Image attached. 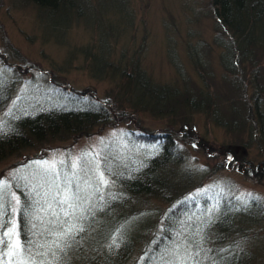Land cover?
Listing matches in <instances>:
<instances>
[{"label":"trees","instance_id":"obj_1","mask_svg":"<svg viewBox=\"0 0 264 264\" xmlns=\"http://www.w3.org/2000/svg\"><path fill=\"white\" fill-rule=\"evenodd\" d=\"M108 1L119 3L123 10L108 9ZM134 1H23L37 10L39 18L35 21L40 37L47 32L55 36L56 31L64 35L63 39L48 35L51 40L44 38L45 43L54 39L61 47L59 44L68 41L76 28L96 37L91 47L78 51L90 57L88 71L93 78L110 77L119 82V96L134 116L150 112L171 120L161 127L131 125L113 146L104 149L107 155L100 159L83 157L75 170L64 164L54 171L42 165L43 159L38 156L28 170L15 163L12 174L17 181H24L17 186L20 247H11L9 240L0 239V264L263 263V255L256 248L257 242L264 239L263 201L239 194L232 181L219 182L222 186L215 182L223 172H235L247 180L263 177L264 162L256 165L245 153L228 148L219 154L222 158L215 166L203 164L192 155L196 132L193 128L187 130L192 119L180 127L173 124L180 111L201 113L243 146H256L264 155V0H190L195 7L185 10L186 58L206 87L198 89L190 84L184 78L183 64L171 58L182 84H186L183 90L181 84L154 82L126 49L133 45L136 31ZM124 11L131 17V28L129 21L116 28L114 17ZM91 12L106 23L107 44L99 43V30L96 33L87 28ZM48 17L52 18L50 22ZM205 18L214 23V44L220 50V92L211 91L206 82L214 71L209 42L197 40V30L191 26ZM173 19L170 16L167 21ZM111 26L115 28L108 35ZM175 26L176 22L166 23L168 31ZM120 44L121 51L114 50ZM99 53L105 57L101 59ZM6 57L9 61L6 54L0 56V63L7 67ZM70 60L67 52L65 61ZM40 73L29 74L28 85L20 97L14 98L11 91L18 84L7 88L12 79L0 70V95L4 98L0 111L5 102L13 100L9 111L0 117V163L46 139L72 138L79 133L82 136L92 126L113 119L106 103L51 77L40 80ZM247 81L251 85L247 86ZM33 89L38 100L30 99ZM37 167L57 178L50 181L55 186L53 194L28 184L42 185L34 179ZM84 172H90L89 178L100 184L85 188ZM10 179L9 175L0 178V231L5 222L12 221L8 214L9 192L15 182ZM152 205L157 206L158 215ZM146 216H152L153 221L142 222ZM64 219L65 225H53L55 220L63 223ZM70 226L77 230L62 237Z\"/></svg>","mask_w":264,"mask_h":264},{"label":"rangeland","instance_id":"obj_2","mask_svg":"<svg viewBox=\"0 0 264 264\" xmlns=\"http://www.w3.org/2000/svg\"><path fill=\"white\" fill-rule=\"evenodd\" d=\"M24 0H0V56H5V62L7 67L0 63V70L7 74L8 78H11V83L7 84V88H10L15 84L14 89L11 91L14 98L20 97L19 95L28 85L30 78L29 74L41 72L38 79L46 80L52 78L58 80L59 83L66 86H71L75 91L86 92L92 95L99 103H106L112 110L111 117L113 119L108 120L109 123L92 126L91 130L82 135L75 134L71 137H56L55 139H46L39 144H35L34 147L24 150L21 154L13 155L5 159L0 163V178L12 177L11 182L13 184V191L9 192L11 197V209L10 215L12 221L5 222L2 230L0 231V239L9 240L11 247H14V242L20 243L18 237V222L17 213L20 207V198L18 195V185L21 182L15 179V175L12 174L14 164L23 166L24 170H28L33 162L32 159L36 156L43 159L42 165L51 168L54 171L57 168L66 164L70 169L75 170L79 161L89 156L96 157L98 159L107 155L104 150L107 147L113 146L117 139L120 138L126 128H130L131 125H140L141 127L155 126L161 127L164 124H168L171 118L162 117L152 114L150 112H142L138 116H134L133 110L121 99L120 92L122 91L119 82L113 78H93V75L88 71L90 68V57L86 54H82L78 51L80 48L91 47L96 41V37L90 36L83 28H76L63 44L57 46L52 39L51 43H45L44 38H48L51 35L56 39H63L64 35L61 32L56 31L55 36L52 32H47L46 35L41 37L38 34V27L35 19L39 15L37 10L31 5H24ZM13 2V3H12ZM133 9L136 16V31L134 32V39H132L133 45H130L128 49L131 57L138 61L142 69L148 74V76L156 83L162 85H176L181 84L182 90L186 87V84H182V78H179V70L170 63L171 58L178 61L176 64H183L185 68L184 78H186L190 84L194 85L198 89L204 84L203 78H200L195 70L192 68L190 62L186 58V29L188 24L186 18L188 12L186 9H192L195 7L194 2L190 0H135L133 3ZM20 6V7H19ZM108 9L113 8L117 12L123 10V7L117 2L108 1L106 3ZM170 16L174 17L173 20ZM94 13L89 14V21L87 28L93 29L94 32H100L101 42L107 44V28L106 23L101 22L99 16ZM115 22L118 24L116 28L124 21L130 22V28L132 25L131 17L126 11L122 12L118 16L114 17ZM52 18L48 17L50 22ZM100 22V25L98 26ZM167 22H176L177 26L168 31L166 28ZM42 24V23H41ZM48 24V23H45ZM192 28L197 30L198 39L200 41L209 42L208 50L211 51L214 61V71L212 78H206L208 82V88L211 91L220 92V80L222 70L218 64L217 54L220 50L217 49L214 42L215 31L213 21L205 18L200 24H192ZM115 27H112L108 31V35L114 31ZM134 28V27H133ZM48 30V29H47ZM46 30V31H47ZM168 31V32H167ZM71 34V33H70ZM168 34V35H167ZM131 35V34H130ZM55 41L57 42V40ZM51 40V39H50ZM196 40V41H197ZM195 41V42H196ZM127 42L124 41V44ZM72 44V45H71ZM142 47V48H140ZM75 48L77 51L75 52ZM114 50L121 51V44L119 48ZM113 50V51H114ZM136 51H138L136 53ZM69 52L71 60L66 62V55ZM15 53V54H14ZM114 53V52H113ZM99 57L103 59L105 54H100ZM70 64V65H69ZM6 67V68H4ZM20 75L23 77H20ZM14 82V83H13ZM188 84V83H187ZM245 84L251 85L250 81ZM3 86L0 82V86ZM197 85V86H196ZM19 89V94H18ZM250 95V92H248ZM29 94H33L30 98L34 101L37 98L35 90ZM251 96V95H250ZM4 99L0 95V101ZM39 99V98H38ZM36 99V100H38ZM13 100L5 102L3 110L0 111V117L7 111H9ZM110 117V118H111ZM192 119V126L187 128H193L196 132L194 137V148L192 155L195 158L200 159L203 164H209L215 166L220 162L222 158L220 153L227 151L228 148L235 149L238 153H245L248 158L251 159L256 165L261 161L264 162V155L256 146L246 147L239 143L235 136L227 135L222 128H218L211 124L207 118L201 113L189 114L187 111H180L178 120L173 124L176 127L188 124V120ZM183 130V127H182ZM71 138V139H69ZM185 141V140H183ZM189 141V140H188ZM190 142V141H189ZM113 155L117 157L116 153ZM95 158V159H96ZM18 170H22L18 168ZM37 173L34 176L35 180H38L42 185H35L34 183H28L33 188L38 190L45 189L48 193L53 194L55 186L50 184V181L57 179L50 171H42L39 167L36 168ZM32 171V170H31ZM29 172V171H28ZM16 172H14L15 174ZM90 172L83 173L84 187L92 189L93 186H98L99 181H92L89 178ZM216 179L215 184L222 186L219 182L223 180L232 181L234 188L239 194L252 195L253 197H259L264 203V176L257 175L255 178L245 179L242 175L235 172H223ZM6 201L4 206L6 208ZM156 208V211L154 209ZM152 205L154 213L158 215V208L156 205ZM13 214V215H12ZM153 221V217L146 216L142 222L150 223ZM65 225L66 220L63 223L54 221V226ZM15 225V232H11V229ZM0 218V229H1ZM264 231V230H262ZM7 233V234H6ZM264 239L257 242V251L263 255L264 264ZM8 243V242H7ZM251 245V244H250ZM255 252V249H253ZM8 255V251H6ZM260 259V263H261ZM3 264H7L6 261Z\"/></svg>","mask_w":264,"mask_h":264},{"label":"snow or ice","instance_id":"obj_3","mask_svg":"<svg viewBox=\"0 0 264 264\" xmlns=\"http://www.w3.org/2000/svg\"><path fill=\"white\" fill-rule=\"evenodd\" d=\"M65 199H67V197ZM76 230L77 229H75V226H70L67 229V231L63 232L61 235H62V237H66V236H69L70 234H72ZM11 232H13V233L15 232V225H13V228L11 229ZM14 247L15 248H19L20 247V244L18 242H14Z\"/></svg>","mask_w":264,"mask_h":264}]
</instances>
